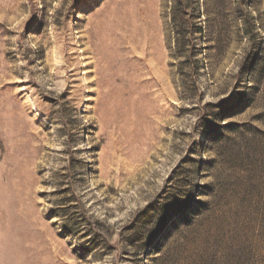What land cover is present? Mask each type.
<instances>
[{"label": "rangeland", "instance_id": "374dc122", "mask_svg": "<svg viewBox=\"0 0 264 264\" xmlns=\"http://www.w3.org/2000/svg\"><path fill=\"white\" fill-rule=\"evenodd\" d=\"M0 264H264V0H0Z\"/></svg>", "mask_w": 264, "mask_h": 264}]
</instances>
